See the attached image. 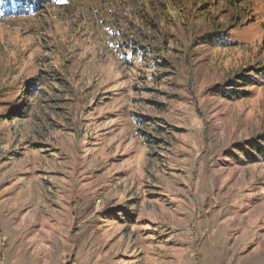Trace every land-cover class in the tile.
Masks as SVG:
<instances>
[{
    "label": "rangeland",
    "instance_id": "1",
    "mask_svg": "<svg viewBox=\"0 0 264 264\" xmlns=\"http://www.w3.org/2000/svg\"><path fill=\"white\" fill-rule=\"evenodd\" d=\"M164 2L0 15V103L35 68L42 82L16 120L0 107V264H264V161L245 156L264 136V0ZM150 19L178 41L161 85L115 47ZM122 87L127 107L174 128L139 154L105 99Z\"/></svg>",
    "mask_w": 264,
    "mask_h": 264
},
{
    "label": "trees",
    "instance_id": "2",
    "mask_svg": "<svg viewBox=\"0 0 264 264\" xmlns=\"http://www.w3.org/2000/svg\"><path fill=\"white\" fill-rule=\"evenodd\" d=\"M60 1L62 0H0V15L11 17L37 14L44 8ZM164 1L165 4L168 3L173 6V8H176L178 3L182 0H178V2L176 0ZM187 1L188 0H186V3ZM182 8H185V4L182 5L181 9ZM180 14H184L183 9ZM186 17H188V14ZM148 24L151 28L149 32H145L139 27H134L136 31H139H137L138 33L142 32L140 33L142 37L138 36V34L131 36L127 33L122 40L115 42V47L119 53V59L124 63L125 68L129 73L131 72V74H134L136 78L140 79L145 85H161L169 81V77L172 75L173 64L171 60V50H177L175 46H173V43L171 46L170 41L173 40L175 41V44H178L176 39L177 36L175 31L168 34L163 28H159V33L161 34L159 39L158 33L152 31L154 29L156 30L158 25L151 21V19L148 21ZM132 25L134 26V24ZM206 41L207 37L201 35L197 39H194L191 42V45H201ZM35 69L36 74L31 79L29 86L27 84H17L14 89L8 88L7 86L4 87L5 90L10 92L11 100L9 102L0 103V107L1 104L5 105L4 107L8 113H12L16 110V114L14 113L10 115L11 120H16L20 116V103H17L16 101V98L20 97V94L27 93L28 97H33L42 91L41 75L39 74V70H37L38 68ZM253 82L257 81L253 80ZM133 88L135 89V86ZM139 89L149 93L152 92L154 95L157 94L165 98L168 97L164 91L160 92L158 89L152 90L147 86L140 87ZM124 91L125 87L118 88L115 91L108 92V97L104 98L109 102L110 99H112L113 102L118 99V102H116L113 107V110L118 112L116 118L122 116V118L124 117L126 120V125L128 126L131 137L134 138L135 144L139 149L135 154H139L140 151L148 150L151 144L156 143V140L158 139L156 136L162 132V130H170L171 128H174L167 124L163 118L161 119L158 116L149 115L145 112L127 107ZM123 97L124 99L122 100ZM229 97L234 98L236 96L232 95ZM132 100L135 101L133 98ZM137 100L148 103V100H145L144 98H138ZM153 106L157 110V108L163 107V103L153 100ZM108 114L113 115L111 112H108ZM162 122H164V125ZM5 123H7V121H5ZM85 145H91V143L88 142V144ZM250 148L251 150L245 154L248 162L254 163L264 161V136L260 137L259 143L250 144Z\"/></svg>",
    "mask_w": 264,
    "mask_h": 264
}]
</instances>
